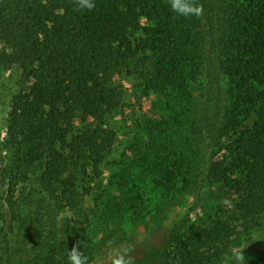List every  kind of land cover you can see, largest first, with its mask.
Returning <instances> with one entry per match:
<instances>
[{
  "label": "trees",
  "instance_id": "16d2710c",
  "mask_svg": "<svg viewBox=\"0 0 264 264\" xmlns=\"http://www.w3.org/2000/svg\"><path fill=\"white\" fill-rule=\"evenodd\" d=\"M199 3L220 20V68L233 99L220 137L237 135L231 160H217L210 174L240 199L242 229L231 237L222 220L172 228L160 255L166 264H219L231 246L246 243V264H262L264 242L251 230L264 214V0ZM201 18L175 14L168 0H95L90 11L75 10L73 0H0V66L17 64L27 85L6 114L15 151L1 179L8 187L0 219L16 238L2 245L0 264H69L77 241L90 262L95 244L78 181L98 173L116 141L107 126L123 100L115 83L130 64L149 60L151 71L140 74L144 94L165 83L189 93L201 67L191 31Z\"/></svg>",
  "mask_w": 264,
  "mask_h": 264
},
{
  "label": "rangeland",
  "instance_id": "374dc122",
  "mask_svg": "<svg viewBox=\"0 0 264 264\" xmlns=\"http://www.w3.org/2000/svg\"><path fill=\"white\" fill-rule=\"evenodd\" d=\"M220 24L217 16L205 12L191 31L201 67L189 93L165 83L162 90L144 94L140 74L151 71L149 60L130 64L116 81L123 91L122 104L107 116V126L117 131L116 141L98 173L88 170L78 181V189L84 186L87 191L83 203L89 214L88 235L95 244L89 264H107L109 247L118 244L135 249L136 264H166L159 250L166 234L172 228L186 232L194 222L209 227L213 220H222L231 226V237L242 229L240 199L210 174L214 162L231 160L237 137H220L233 100L220 68ZM21 90L27 85L20 67L0 66V196L8 187L1 179L15 151L5 134L6 114L10 97ZM15 188L17 194L21 184ZM64 214L71 215L68 210ZM251 237L264 242V214L258 216ZM15 238L0 219V256L2 245Z\"/></svg>",
  "mask_w": 264,
  "mask_h": 264
},
{
  "label": "clouds",
  "instance_id": "9594fccd",
  "mask_svg": "<svg viewBox=\"0 0 264 264\" xmlns=\"http://www.w3.org/2000/svg\"><path fill=\"white\" fill-rule=\"evenodd\" d=\"M75 10H93L95 8V0H73ZM169 7L172 12L179 16L200 18L204 14V8L199 0H168ZM246 243L241 245H233L224 252L219 264H246L248 259L244 253ZM134 248L130 245L118 244L109 247L107 252V264H136V258L132 254ZM67 259L69 264H89V258L81 250V242L77 241L71 249H68Z\"/></svg>",
  "mask_w": 264,
  "mask_h": 264
}]
</instances>
